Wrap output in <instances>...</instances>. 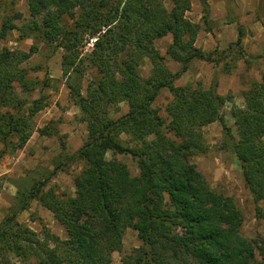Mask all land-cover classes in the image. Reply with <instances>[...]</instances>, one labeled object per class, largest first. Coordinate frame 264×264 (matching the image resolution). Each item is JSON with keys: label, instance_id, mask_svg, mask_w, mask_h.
I'll return each instance as SVG.
<instances>
[{"label": "trees", "instance_id": "1", "mask_svg": "<svg viewBox=\"0 0 264 264\" xmlns=\"http://www.w3.org/2000/svg\"><path fill=\"white\" fill-rule=\"evenodd\" d=\"M25 2L28 19L17 26L18 13L5 17L0 37L16 29L19 37L32 36L51 53L61 52V75L86 137L68 154L54 121L36 126V114L47 106V82L29 77L35 67L25 66L36 46L28 52L2 47L0 159L37 132L56 136L58 157L80 163V170L72 194L45 188L49 176L19 192L18 208L0 221V264H264V238L243 236L234 198L213 190L191 161L209 149L203 128L219 123V148L232 154L257 215L264 217V74L242 92L244 105L230 108L233 133L223 114L229 95L212 85L174 83L193 60H220L195 46L200 26L186 17L191 0ZM165 36L170 37L165 55L180 65L176 72L155 45ZM228 50L243 55L240 32ZM164 89L171 94L168 121L153 106ZM35 91L37 97H29ZM121 103L126 112L112 117ZM123 154L136 160L137 175L116 157ZM31 200L51 212L65 238L46 230L41 239L17 219ZM129 228L140 245L113 263Z\"/></svg>", "mask_w": 264, "mask_h": 264}, {"label": "rangeland", "instance_id": "2", "mask_svg": "<svg viewBox=\"0 0 264 264\" xmlns=\"http://www.w3.org/2000/svg\"><path fill=\"white\" fill-rule=\"evenodd\" d=\"M13 19L20 26L28 19V9L25 0L0 1V27L5 17ZM187 18L197 23L200 30L195 46L212 57L220 59L218 64L193 60L188 69L175 80V85L200 83L204 88L215 86L221 95H229L223 114L226 125L235 133V126L230 116V108L234 105L242 107L244 100L242 92L253 81H259L264 74V0H191V8L186 13ZM19 18V19H18ZM242 36L243 55L228 50L234 44L238 34ZM170 43V37L156 40L155 45L161 54L165 55ZM36 46V51L25 62L29 77L46 81L43 90L47 96V106L35 116V124L42 127L49 121H54L59 134L64 136L66 152L73 154L85 141L86 127L79 120V110L68 96L65 80L61 75V52L51 53V50L32 36L21 38L13 29L5 37H0V49H20L28 52L30 46ZM234 46V45H233ZM235 47V46H234ZM233 47V48H234ZM91 43H87L85 51H90ZM237 57L234 61L231 56ZM227 56V57H225ZM231 58V59H230ZM168 67L176 72L180 65L165 55ZM228 62V63H226ZM149 71V64L143 68V75ZM85 86V85H83ZM29 97H37L33 92ZM171 99L168 90H162L153 103L154 108L166 121L168 117L165 106ZM125 103L119 104V110L112 112L117 117L126 112ZM205 140L209 146L206 153L191 158L196 168L205 176L210 187L226 196H232L243 215L241 233L247 238H264V217L257 215L249 191L244 185L238 164L232 154L220 149L222 127L214 122L203 128ZM123 139L125 135H121ZM2 145L0 143V150ZM59 141L56 136H40L34 132L22 149L16 152H6L0 159V221L12 210L18 208L17 197L20 191L26 190L35 180L39 181L49 176L45 188L51 187L57 194H72L74 192L73 178L80 170V163L69 162L60 155ZM107 157H110L108 154ZM125 162L132 175L138 174L137 162L128 154L116 155ZM63 165L55 173L50 174L58 162ZM17 219L28 225L43 238V233L49 232L65 238V229L52 216L51 212L41 206L36 200H31L26 210L18 211ZM140 245L136 231L129 228L123 237L121 252L113 254V263Z\"/></svg>", "mask_w": 264, "mask_h": 264}, {"label": "crops", "instance_id": "3", "mask_svg": "<svg viewBox=\"0 0 264 264\" xmlns=\"http://www.w3.org/2000/svg\"><path fill=\"white\" fill-rule=\"evenodd\" d=\"M187 13V12H186ZM187 17V16H186ZM189 19V18H188ZM190 20V19H189ZM190 21H192V20H190ZM193 22V21H192ZM198 36V35H197ZM196 39H197V37H196ZM237 40V39H236ZM195 43H196V40H195ZM261 47H263V46H260V47H258V49L257 50H259L260 51V53H264V51L263 50H261ZM179 65V64H178Z\"/></svg>", "mask_w": 264, "mask_h": 264}]
</instances>
